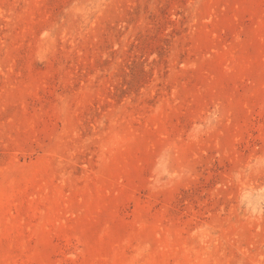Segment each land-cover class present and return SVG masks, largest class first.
Segmentation results:
<instances>
[{
  "label": "rangeland",
  "instance_id": "obj_1",
  "mask_svg": "<svg viewBox=\"0 0 264 264\" xmlns=\"http://www.w3.org/2000/svg\"><path fill=\"white\" fill-rule=\"evenodd\" d=\"M0 264H264V0H0Z\"/></svg>",
  "mask_w": 264,
  "mask_h": 264
}]
</instances>
